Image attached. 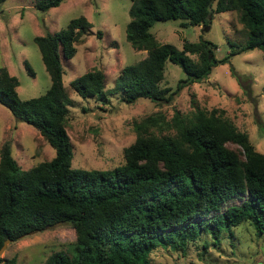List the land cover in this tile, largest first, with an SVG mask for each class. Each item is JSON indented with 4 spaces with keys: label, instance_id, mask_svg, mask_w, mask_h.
<instances>
[{
    "label": "trees",
    "instance_id": "obj_1",
    "mask_svg": "<svg viewBox=\"0 0 264 264\" xmlns=\"http://www.w3.org/2000/svg\"><path fill=\"white\" fill-rule=\"evenodd\" d=\"M62 1L37 0L35 6L45 12ZM130 2L126 40L147 55L118 74L111 93H119L125 103H169L180 89L206 79L236 54L257 48L264 56V0ZM225 11L238 12L248 38L243 44L230 42L221 58L207 39L184 41L178 49L158 42L150 30L155 22L169 20L207 27ZM91 27L81 15L58 32L34 38L51 81L37 97L21 99L18 80L0 66V105L36 129L55 151L50 160L23 169L8 142L0 148V249L7 240L67 223L75 241L42 264H153L150 255L157 247L185 253L189 242L202 239L206 249L204 235L216 244L225 233L233 237L232 229L243 222L263 235L264 154L223 110L197 106L190 114L175 110L170 119L151 114L134 122L136 137L124 148L122 164L107 170L72 167L65 126L72 101L63 87L61 57L71 58ZM167 60L185 73L175 90L161 86ZM70 85L83 98L108 100L101 69L83 73ZM233 198L240 202L229 203ZM0 264L17 261L0 256Z\"/></svg>",
    "mask_w": 264,
    "mask_h": 264
},
{
    "label": "rangeland",
    "instance_id": "obj_2",
    "mask_svg": "<svg viewBox=\"0 0 264 264\" xmlns=\"http://www.w3.org/2000/svg\"><path fill=\"white\" fill-rule=\"evenodd\" d=\"M36 1L6 0L0 4V66L6 67L18 80L16 90L21 99L43 94L51 82L34 38L58 32L81 15L92 24L91 32L75 45L76 53L68 59L61 57L62 83L72 101L65 125L72 144V167L112 169L124 162L123 150L135 140L134 122L157 112L167 119L175 110L190 114L197 106L223 110L224 116L246 132L256 150L264 154V56L261 50H248L218 64L206 79L180 89L169 103L140 99L128 104L111 90L124 66L147 55L145 50L134 49L126 40L130 0H64L45 12L36 9ZM180 22L158 21L150 30L158 42L178 49L184 41L207 39L216 44L218 58L228 54L230 42L243 44L248 38L236 11L215 14L207 27L183 26ZM25 62L33 74L29 73ZM93 69H101L105 74L106 101L83 98L70 85L73 79ZM184 77L182 69L167 60L161 86L175 90L178 80ZM6 142L23 169L48 161L55 153L36 129L17 121L0 105V148ZM239 202L238 198L229 201ZM232 232L233 237L225 233L216 244L204 235L209 242L206 249L199 239L189 242L185 253L157 247L150 257L153 264H264V234L258 236L249 222L241 223ZM74 241L71 224H60L14 242L7 241L0 256L15 257L17 264H42L52 253L67 250Z\"/></svg>",
    "mask_w": 264,
    "mask_h": 264
},
{
    "label": "water",
    "instance_id": "obj_3",
    "mask_svg": "<svg viewBox=\"0 0 264 264\" xmlns=\"http://www.w3.org/2000/svg\"><path fill=\"white\" fill-rule=\"evenodd\" d=\"M7 241H9V240H7ZM7 241H6V242H7ZM6 242H5V243H6ZM5 243H4V245H5ZM4 245L2 246V248L0 249V251L4 248Z\"/></svg>",
    "mask_w": 264,
    "mask_h": 264
}]
</instances>
